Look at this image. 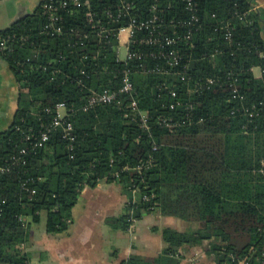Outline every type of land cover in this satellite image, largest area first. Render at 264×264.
Returning <instances> with one entry per match:
<instances>
[{
  "label": "trees",
  "instance_id": "obj_1",
  "mask_svg": "<svg viewBox=\"0 0 264 264\" xmlns=\"http://www.w3.org/2000/svg\"><path fill=\"white\" fill-rule=\"evenodd\" d=\"M110 1L92 3L101 8ZM134 1L149 14L157 0ZM197 1L204 27L193 39L190 73L194 78L219 76L220 85L202 95L188 94L189 85L178 77L134 73L135 92L121 100L125 106L133 99L138 102L139 113L151 118V131L140 127L138 113L117 104L84 111L92 91L121 87L122 72L131 63L117 61L115 41L100 52L92 42L72 53L66 41L43 33L44 0L33 13L0 31V41L9 42V49L0 53L21 81L13 124L0 134V165L28 148L27 165L0 177V264H30L23 245L29 241L31 225L40 223L46 212L48 233L67 231L83 188L103 181L121 184L131 201L127 210L133 214L127 211L120 218L107 219L114 229L126 231L133 220L155 211L201 223L193 233L165 228L168 246L162 255L132 257L123 264H179L173 257L177 248L202 245L206 240L212 241L208 251L216 254L218 264L264 263V72L261 77L254 73L256 68L264 71L262 17L252 0ZM170 4V17L188 16L182 0H158L160 7ZM227 22L234 27L231 41L221 30ZM216 27L221 31L216 32ZM27 36L31 40L23 41ZM61 53L67 56L65 60H59ZM84 54L90 59L85 60ZM82 69L90 76H83L85 87L73 81ZM230 73L238 78L246 105H256L252 114H232L241 103L230 94ZM166 81L180 91L184 101L195 104L193 125L174 133L157 124L161 115L174 113L169 108L173 99L161 89ZM61 102L66 103L74 125L72 147L58 128L46 148L34 149V141L54 117L46 108ZM154 145L158 151H153ZM151 156L155 164L140 171V162ZM116 172L119 178L114 177ZM28 178L31 191L21 184ZM135 186L139 188L136 195Z\"/></svg>",
  "mask_w": 264,
  "mask_h": 264
},
{
  "label": "built area",
  "instance_id": "obj_2",
  "mask_svg": "<svg viewBox=\"0 0 264 264\" xmlns=\"http://www.w3.org/2000/svg\"><path fill=\"white\" fill-rule=\"evenodd\" d=\"M184 9L188 16L176 15L169 16L171 4L167 7H160L158 0L149 10V14L142 12L134 0H111L109 4L97 8L93 5L92 0H44L42 4V14L46 17L47 22L44 26L43 33L50 38H59L66 41L72 50L83 46L87 43H95L99 52L108 44L115 41L114 48L118 62H129L122 72V84L119 89H104L102 91H92L88 101L84 106V111L101 105L117 104L121 109L136 112L140 115V127L145 131H151V118L147 113H139L138 102L133 99L127 106L122 103L123 96H132L135 92V84L132 79L134 73L143 72L145 74L172 75L178 77V81L189 85L188 94L196 93L202 95L205 91L212 90L215 86L220 85L219 76L198 77L191 75V54L190 51L195 48L193 43L194 36L203 29L204 21L201 15L200 4L197 0H182ZM213 18L217 17L216 13L212 14ZM71 18V21H69ZM86 28H89L87 31ZM221 30L224 32L226 40L233 39V30L231 22L223 24ZM216 27V32L221 31ZM127 35V41L124 42L123 35ZM14 36L11 39H15ZM10 39V38H9ZM23 41L29 42V36L23 37ZM8 40L0 41V50L9 49ZM35 43L32 42V45ZM239 47V46H238ZM123 48L126 53L123 55ZM59 60H65L66 55L61 53ZM98 53L93 56L97 59ZM84 59H90L88 54H84ZM30 61V60H28ZM264 71H262L263 73ZM89 78L85 69L81 70V76H77L73 81L80 87L86 86L84 79ZM230 82V94L234 100L241 103V108L233 109L232 114L237 111H243L249 114L252 108L246 105V95L238 87V78L232 73L228 77ZM161 89L167 91L173 99L169 108L173 115H161L157 119V124L174 133L180 128L193 125L195 117V104L191 101H184L181 93L174 87H171L167 81L162 83ZM48 114H54L50 124L46 125L40 137L34 141V149H43L51 139L52 133L58 128L64 131L63 138L72 143L74 137L73 122L70 119L66 103L61 102L54 107L46 108ZM182 112L181 115L176 113ZM127 112L125 115L129 117ZM203 118L200 119V123ZM29 140L30 137H27ZM159 146L154 145L153 151H158ZM28 148H22L14 153L9 160L0 165V177L8 175L18 166H26ZM113 162V161H112ZM156 159L151 156L148 160L140 162L138 169L140 171L151 168ZM261 172L264 173V158L261 161ZM114 177L119 178L116 172ZM30 179L21 180L23 189L31 191L29 187ZM139 192L136 186L133 193ZM35 194L36 191L32 190ZM148 200L146 196L144 198ZM240 264H248L242 261ZM264 264V263H263Z\"/></svg>",
  "mask_w": 264,
  "mask_h": 264
},
{
  "label": "crops",
  "instance_id": "obj_3",
  "mask_svg": "<svg viewBox=\"0 0 264 264\" xmlns=\"http://www.w3.org/2000/svg\"><path fill=\"white\" fill-rule=\"evenodd\" d=\"M252 1L254 9L261 14L264 26V0ZM39 2L40 0L37 5ZM27 14L24 12V14L17 15L8 27L20 20L22 15ZM261 76L262 71L260 75H256V77ZM20 93L21 81L0 53V134L6 132L13 124ZM129 203H131L130 197L121 184L103 181L96 187L83 188L78 203L73 208L72 225L67 231L58 234L48 233L47 213L43 212L41 222L31 225L29 241L23 245V250L29 255L30 264L34 245L38 242L43 246L44 251L48 249L52 251L55 262L59 264H96L103 260H105L103 264H123L132 257L157 258L168 246L163 236L161 239V237L150 235V238L144 240L139 236H134V240L125 245L124 252L120 254L119 242L124 241L120 239L123 237L121 232L136 233L141 228L159 231L157 224L161 220L167 225L165 228L183 233H193L201 228L200 222L162 215L155 211L144 214L139 220H133L126 231L114 229L107 223V219L126 215ZM128 212L133 214L132 210ZM44 215L46 220H44ZM142 222L143 225L140 227L139 224ZM103 227L112 234V238H106V230ZM211 243L212 241L206 240L202 245H183L177 248L173 257L179 264H218L216 254L208 251ZM114 249L116 251H113Z\"/></svg>",
  "mask_w": 264,
  "mask_h": 264
},
{
  "label": "rangeland",
  "instance_id": "obj_4",
  "mask_svg": "<svg viewBox=\"0 0 264 264\" xmlns=\"http://www.w3.org/2000/svg\"><path fill=\"white\" fill-rule=\"evenodd\" d=\"M37 2L38 0H0V31L1 29L2 30L6 29L8 25H10L11 21L17 17V15L24 14V12H27L28 13L27 15L33 13L38 6ZM25 16L26 15H22L21 18ZM123 40L124 42L127 41L126 34L123 35ZM125 53L126 51L123 48V55H125ZM254 71L256 75L261 74V69L259 68H256ZM43 217H44V220H46L45 215ZM166 221H169V220H166ZM139 225L141 227L143 225V222L142 224H139ZM157 226L159 227V231H155V230L147 229V228H141L136 233H132L129 231L121 232L123 237H121L120 239L124 241L119 242L120 254L124 252V246L134 240L133 239L134 236H139L143 240L150 238V235H153L152 237H161L162 239L163 230L167 225H165V223H163V220H161L157 224ZM104 229L106 230L105 231L106 238H109V239L112 238L113 236H111L112 234L107 230V228H104ZM34 246H35V249H34V253L31 255V258H32L31 264H56L57 261L55 262L53 253L50 249H48L47 251H44L43 246L40 245L39 242L36 243ZM113 251H116V249H114ZM104 262L105 260L101 261V263H96V264H103ZM57 263L59 264V262Z\"/></svg>",
  "mask_w": 264,
  "mask_h": 264
}]
</instances>
